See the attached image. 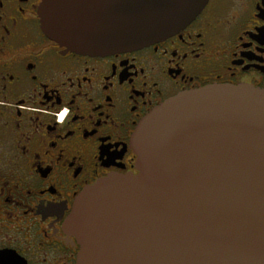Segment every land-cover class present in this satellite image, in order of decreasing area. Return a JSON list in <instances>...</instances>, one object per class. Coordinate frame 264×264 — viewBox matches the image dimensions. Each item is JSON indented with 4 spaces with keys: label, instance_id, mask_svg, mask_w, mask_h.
<instances>
[{
    "label": "flooded vegetation",
    "instance_id": "flooded-vegetation-1",
    "mask_svg": "<svg viewBox=\"0 0 264 264\" xmlns=\"http://www.w3.org/2000/svg\"><path fill=\"white\" fill-rule=\"evenodd\" d=\"M39 3L0 0V264H76L75 197L137 172L130 136L167 98L212 83L264 89V0H208L173 35L106 55L49 39Z\"/></svg>",
    "mask_w": 264,
    "mask_h": 264
},
{
    "label": "water",
    "instance_id": "water-1",
    "mask_svg": "<svg viewBox=\"0 0 264 264\" xmlns=\"http://www.w3.org/2000/svg\"><path fill=\"white\" fill-rule=\"evenodd\" d=\"M208 0H40L44 34L89 55L173 35ZM136 173L75 197L76 264H264V89L212 83L171 96L130 136Z\"/></svg>",
    "mask_w": 264,
    "mask_h": 264
},
{
    "label": "snow or ice",
    "instance_id": "snow-or-ice-1",
    "mask_svg": "<svg viewBox=\"0 0 264 264\" xmlns=\"http://www.w3.org/2000/svg\"><path fill=\"white\" fill-rule=\"evenodd\" d=\"M64 113H61V118H63Z\"/></svg>",
    "mask_w": 264,
    "mask_h": 264
}]
</instances>
